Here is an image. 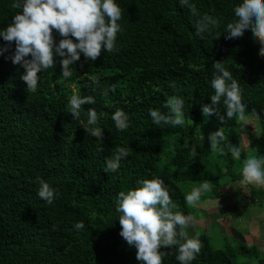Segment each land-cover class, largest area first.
<instances>
[{
    "label": "trees",
    "instance_id": "1",
    "mask_svg": "<svg viewBox=\"0 0 264 264\" xmlns=\"http://www.w3.org/2000/svg\"><path fill=\"white\" fill-rule=\"evenodd\" d=\"M191 2L196 15L179 0H117L123 28L118 34L119 52L102 51L94 62L82 55L70 78L62 77L57 64L38 74L35 93L21 78L25 69L12 62L14 42L0 55V264H140L136 249L119 234L115 197L141 179H163L175 205L172 210L186 216H192V209L181 183L200 188L219 182L209 196L202 195L200 203L211 196L227 200L221 189L240 182L243 160L249 155L238 119L222 122L216 115L202 114V105L212 103L214 61L224 62L238 81L247 113L260 119L262 134L249 138L256 144L255 155H264V58L250 35L224 38L227 24L235 18L234 7L242 0ZM12 4L13 0H0V29L19 11ZM206 14L220 23L201 39L196 25ZM6 45L0 40V47ZM93 76L100 83L90 86ZM105 89L108 96L103 95ZM74 94L96 99L95 104L82 106L79 121L68 112ZM172 95L184 98L187 120H208L217 130L222 127L224 147L240 145L241 158L213 152L209 135L195 133L187 122L176 127L154 124L149 109L166 113L164 105ZM89 108L104 113L96 125L103 130L102 139L83 127ZM117 109L130 118L124 131H118L112 120ZM220 111H225L222 102ZM120 146L127 147L128 158L117 172L104 171L106 158ZM164 151L171 152L164 157ZM37 178L58 189L53 204L38 197ZM249 199L262 207L264 191H251ZM79 221L84 229L74 230ZM189 238L200 242L192 264H235L245 255H255L258 264H264L258 248H250L240 236L236 244L226 243L222 249H214L206 234ZM161 251L168 253L162 264H179L175 247Z\"/></svg>",
    "mask_w": 264,
    "mask_h": 264
},
{
    "label": "clouds",
    "instance_id": "2",
    "mask_svg": "<svg viewBox=\"0 0 264 264\" xmlns=\"http://www.w3.org/2000/svg\"><path fill=\"white\" fill-rule=\"evenodd\" d=\"M182 7L193 15L197 8L191 0H179ZM12 7L19 9L12 17L7 27L0 29V40L7 45L0 47L3 55L8 47L15 44V52L11 57L14 64L25 69L22 80L29 92L38 90L39 73L61 66L62 77L72 76V66L81 60L83 55L87 61H96L102 51L105 53L119 52L118 34L123 31L120 23L122 9L117 0H13ZM234 19L224 30L226 40H238L250 35L259 45V56L264 58V0H242L234 7ZM220 23L211 15H204L196 25V34L203 39ZM54 31L55 34L54 35ZM56 36L61 37L57 42ZM75 38V39H74ZM59 58V59H57ZM215 70L210 82L214 93L211 104L202 105L205 117L216 115L224 122L226 119H238L245 125L249 122L247 105L242 101L240 87L231 71L224 62L214 61ZM100 83L98 76L91 78V85ZM114 91V89H112ZM103 95L108 96L105 89ZM223 103L225 111H220ZM92 95H72L69 101V113L76 121L81 119V109L84 105L95 104ZM184 98L172 95L166 99L164 107L168 111L149 109L154 124L163 126H182L185 124ZM104 113H97L94 108L87 110V122L83 125L88 134L103 138V130L96 126ZM112 120L118 131H124L130 126L129 116L117 109L112 114ZM225 133L221 127L209 136L210 149L220 156L230 152L235 160L241 158V146L224 147ZM187 147V145H186ZM197 149L191 146V155H196ZM127 147L120 146L106 158L104 171L115 173L121 167V162L127 159ZM240 183L245 186L264 188V155H249L243 160ZM38 179L37 195L43 202L51 205L57 198L58 189L53 188L43 178ZM209 191V184L193 188L185 196V202L198 207L201 197ZM75 203V202H73ZM116 211L119 213L120 236L127 245L136 249V258L140 264H162L168 254L161 249L175 247V258L179 264H192L200 251L198 238H189V229H195V217L174 212L175 207L169 187L159 177L141 179L136 187L128 191H120L115 197ZM83 221L75 222L74 230H82Z\"/></svg>",
    "mask_w": 264,
    "mask_h": 264
},
{
    "label": "rangeland",
    "instance_id": "3",
    "mask_svg": "<svg viewBox=\"0 0 264 264\" xmlns=\"http://www.w3.org/2000/svg\"><path fill=\"white\" fill-rule=\"evenodd\" d=\"M185 122L188 123L191 130L195 133H199L201 136L207 134L210 136L211 133L215 132L216 124H212L205 120L203 123H194L185 118ZM239 129L241 135H243V144L244 147L248 151V155L256 154V144L250 143V135L260 136L263 132V127L261 126V122L259 118H254L249 116V122L245 125L243 122L239 121ZM207 138V137H206ZM251 144V146H250ZM171 151H164V157H167ZM216 160V159H215ZM181 188L185 191L186 195L190 192L191 189L196 188L195 186H189L184 184H179ZM220 186L219 182L209 184V191L206 194L209 196L210 191L214 188ZM227 196V200H218L210 197L205 202L199 204L198 207H193L189 205L192 209V216L195 217L197 224L195 229H189V236L194 234H206L210 240L211 245L214 249H222L224 248L226 243L234 242L235 239L239 237V235H245L250 228L251 224H256L259 222L261 214V218L264 216V204L261 207L260 203H252L249 198L241 200H236L237 195L242 192L246 197H250L251 191L263 190L264 188H256L253 186H245L240 182L235 184H231L229 188L221 189ZM241 208V209H240ZM263 208V209H262ZM222 209V210H220ZM253 226V225H252ZM259 230L252 231L258 234ZM197 232V233H196ZM238 232L239 235L233 237ZM247 235V234H246ZM246 242L250 248H258L259 258L264 259V249L252 242V239H248L245 236ZM235 264H258V260L254 256H240L235 259Z\"/></svg>",
    "mask_w": 264,
    "mask_h": 264
},
{
    "label": "crops",
    "instance_id": "4",
    "mask_svg": "<svg viewBox=\"0 0 264 264\" xmlns=\"http://www.w3.org/2000/svg\"><path fill=\"white\" fill-rule=\"evenodd\" d=\"M243 192V191H242ZM240 192L238 195H237V199L236 200H241V199H247L249 197H246L247 195H245L244 193ZM263 209V208H262ZM222 210V209H220ZM264 214V213H263ZM264 216V215H263ZM259 217H260V220L258 223L256 224H251L250 225V228L251 229H248L249 231L245 234V235H239L238 232L237 235H239L240 237H242L245 241V236L248 237V239H252V242L256 243V244H259V246L263 247L262 249H264V217L261 218V214H259ZM253 225V226H252ZM255 230H259L258 231V234H256L255 232L252 233V231H255ZM197 233V232H196ZM250 239V240H251ZM247 243V242H246Z\"/></svg>",
    "mask_w": 264,
    "mask_h": 264
}]
</instances>
